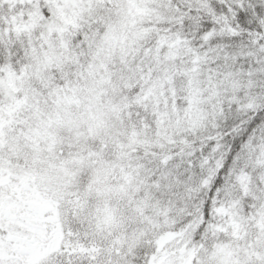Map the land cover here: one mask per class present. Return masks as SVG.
<instances>
[{"label":"snow or ice","instance_id":"obj_1","mask_svg":"<svg viewBox=\"0 0 264 264\" xmlns=\"http://www.w3.org/2000/svg\"><path fill=\"white\" fill-rule=\"evenodd\" d=\"M0 264H264V0H0Z\"/></svg>","mask_w":264,"mask_h":264}]
</instances>
